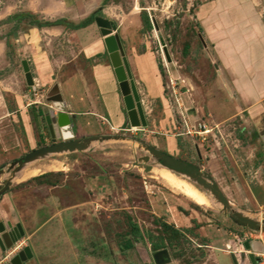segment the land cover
I'll return each mask as SVG.
<instances>
[{
	"label": "rangeland",
	"instance_id": "obj_1",
	"mask_svg": "<svg viewBox=\"0 0 264 264\" xmlns=\"http://www.w3.org/2000/svg\"><path fill=\"white\" fill-rule=\"evenodd\" d=\"M210 1L0 0V79L12 88L21 86L23 95L29 94L25 105L38 95L48 104V87L28 86L23 60H28L35 72L46 53L49 59H56L58 69L63 66L73 72L78 65L90 75V64L78 55L77 34L97 24L77 30L69 25L97 14L95 19L108 18L117 29L121 23L129 25L151 42L165 81L172 124L168 132L132 129L113 133L110 138L98 134L92 147L49 153L21 163L19 160L31 151L52 144V136L45 115L33 117L35 109H30L33 142L18 115L7 136L11 143L7 149L0 136V222L20 224L25 231L8 253L30 247L34 257L28 264H149L155 263L152 254L156 251L149 240L151 234L155 241L166 240V249L177 264H214L209 244L197 230L210 222L196 224V233L188 236L164 231L170 211L190 207L184 203L190 199L171 188L154 170L166 167L151 148L167 153L164 145L169 135L174 136L177 149L171 156L199 169L232 203V210L225 213L218 198L204 185L189 174L172 170L209 196L210 206H199L198 211L213 219L212 224L227 226L231 239L239 244L248 242L258 258L256 264L260 263L264 199L257 200L250 189L262 188L264 193V138L246 116H236L235 97L229 89L228 72L223 69L226 63L217 40L211 37L210 24L199 20L202 6ZM143 15L151 28L142 20ZM162 40L171 61L164 54ZM6 99L12 104L11 97ZM42 110L49 114L47 107ZM200 124L211 130L206 141L188 132L200 130ZM155 202L170 209L166 217L155 215ZM236 211L259 221V227L238 225L232 218ZM133 224L144 232L143 239L133 235ZM171 238L178 240L171 245ZM129 242L134 247L127 249ZM244 249L249 250L245 245Z\"/></svg>",
	"mask_w": 264,
	"mask_h": 264
},
{
	"label": "crops",
	"instance_id": "obj_2",
	"mask_svg": "<svg viewBox=\"0 0 264 264\" xmlns=\"http://www.w3.org/2000/svg\"><path fill=\"white\" fill-rule=\"evenodd\" d=\"M199 14L202 23L210 24L211 37L217 40V49L226 63V68L223 69L228 72L229 89L235 97L233 103L237 109L236 116H246L257 126L256 131H259L257 133L264 138V0H213L203 5ZM117 32L120 34L141 98L147 126L141 128L131 126L120 84L104 42L105 37L101 29L93 24L81 29L77 34L78 55L83 56L90 64V75L78 65L74 66L73 72L63 66L58 69L56 59L53 61L49 59L48 54L41 52L46 58L41 59L36 73L32 74L37 86L48 87L46 94L48 104L38 95L35 101L25 105L29 94L23 95L21 86L12 88L5 80L0 79V136L3 148L7 149L11 144L7 136L12 133L11 126L13 121L17 123L18 115L22 118L27 135L33 142L35 141L30 109H35L33 117L40 118L38 115L44 114L45 119L51 111H54L56 116L61 111L67 112L73 124L75 140L85 143V147H92L95 142L93 138L98 134L104 135L101 138H110L114 137L111 135L113 133L128 132L132 129L154 133L156 130L168 132L167 128L172 125L167 109L169 101L158 56L153 51L151 42L142 39L139 30L134 32L129 25L124 27L121 23ZM2 55L1 44L0 59ZM46 60L47 63L44 64ZM7 96L13 100L10 105L7 103ZM158 105L161 106L159 112ZM162 106L165 108L162 109ZM45 107L48 109V115L42 110ZM164 147L169 154H175L177 149L174 136H167ZM262 170L264 172V168ZM250 190L257 200L264 199L262 188L251 187ZM184 203L190 207L184 208L185 211L179 209L177 213L176 211L172 213L165 203L155 202L154 213L166 217L170 211L169 219L165 222L176 226L187 236L199 230L209 244L207 248L211 249L214 264H235L233 256L237 258L239 264H253L249 257L252 246L250 248L245 246L249 249L245 250L244 245L247 242L242 245L231 239L232 231L227 226L212 224L214 220L198 211L199 206L190 200L186 199ZM229 203L226 207L220 202L225 213L232 210L231 201ZM245 217L259 225V221L248 215ZM204 221L210 223L195 230V225H200ZM258 250L264 253V246ZM8 256L10 253L3 255L0 247V264H5ZM173 264H177L174 259Z\"/></svg>",
	"mask_w": 264,
	"mask_h": 264
},
{
	"label": "water",
	"instance_id": "obj_3",
	"mask_svg": "<svg viewBox=\"0 0 264 264\" xmlns=\"http://www.w3.org/2000/svg\"><path fill=\"white\" fill-rule=\"evenodd\" d=\"M95 22L97 26L101 29V33L105 37V45L109 53L110 61L115 69V73L120 84V89L124 97V102L126 105L129 122L132 127L141 128L147 126V119L144 112L143 105L141 103L140 95L138 93L133 74L125 54V50L122 44L120 34L117 32V26L115 23L105 17H96ZM164 54L167 59L171 61L169 51L165 46L164 41ZM22 66L24 69L25 77L29 86H34L35 81L31 71V67L28 60H23ZM61 104V102H55ZM48 122V127L53 139V144L46 145L40 148H37L26 156L22 157L19 161L21 163H26L32 160L37 159L38 157L44 156L49 153L62 152V151H76L82 150L85 148V143L75 140V132L73 124L69 114L65 111H61L55 115L54 111L50 112V115L46 117ZM58 139H61V142H58ZM151 151L157 154L162 160L163 165L170 170L178 171L183 174H189L192 178L197 180L200 184L204 185L205 188L210 190L214 196L218 198V201L221 202L226 207L229 206V200L215 182H209L201 175L199 169H195L193 173H184L185 164L180 160L170 156L158 149L151 148ZM153 166H149V170H152ZM2 171H0V174ZM239 225L249 228H258V224L250 221L243 215L236 213L235 217H232ZM25 236V231L22 226L18 224L14 226L11 222L8 225L0 223V247L2 254H6L11 250L15 244H17ZM246 247L250 248V244L247 242ZM26 255L28 257H26ZM153 260L155 264H173V259L170 252L167 249H161L154 251ZM7 262L5 264H22V262H27L33 259L34 254L30 247H25L19 252L16 256H8ZM22 258V262H18V258ZM252 259V263L256 264L254 261V254L249 256ZM235 264H239L237 258L233 256Z\"/></svg>",
	"mask_w": 264,
	"mask_h": 264
},
{
	"label": "bare ground",
	"instance_id": "obj_4",
	"mask_svg": "<svg viewBox=\"0 0 264 264\" xmlns=\"http://www.w3.org/2000/svg\"><path fill=\"white\" fill-rule=\"evenodd\" d=\"M154 170L160 179L167 183L171 188L181 192L194 204L203 207L210 206L211 200L209 196L196 187L193 183L189 182L170 169L161 167Z\"/></svg>",
	"mask_w": 264,
	"mask_h": 264
},
{
	"label": "trees",
	"instance_id": "obj_5",
	"mask_svg": "<svg viewBox=\"0 0 264 264\" xmlns=\"http://www.w3.org/2000/svg\"><path fill=\"white\" fill-rule=\"evenodd\" d=\"M96 15L97 14H93L87 20H85L84 22H82V23H80L78 25L70 24L69 26L72 29H75V30L84 28L87 25L92 24V23L95 22V16ZM142 20L144 21L145 24H147V26L149 25V28L152 27L148 18H146V21H145L144 15L142 17ZM34 179H38V177H36ZM163 228H164L165 232H172V234H174V235L182 236L181 235L182 232L179 229H177L174 225H171V224H168V223L164 222L163 223ZM132 233H133V235L136 238L143 239L145 237L144 232L140 229V227L137 224H133ZM149 240L151 242V245H152L153 249L156 250V251L161 250V249H166L168 247V245L166 244V240H164L163 238H158V241H155V237L153 235L149 234ZM176 240H178V239H174V238L172 239L171 238L169 240V244H171V245L174 244V241H176ZM133 247H134V244L132 242H129L127 244V249L133 248Z\"/></svg>",
	"mask_w": 264,
	"mask_h": 264
},
{
	"label": "flooded vegetation",
	"instance_id": "obj_6",
	"mask_svg": "<svg viewBox=\"0 0 264 264\" xmlns=\"http://www.w3.org/2000/svg\"><path fill=\"white\" fill-rule=\"evenodd\" d=\"M53 139H52V144H53ZM166 154H168V155H170L171 156V154H169L168 152L166 153ZM182 163H184L185 164V168H184V173H192V172H194V170L196 169V167L195 166H193L191 163H187V162H185V161H181ZM25 248V247H24ZM23 248H21V250H22ZM21 250H19L18 252H16V253H14V252H10V255L11 256H16V255H18L19 254V252H21ZM7 255V254H6ZM26 257H28L27 255H26ZM254 259V261H257V257H254L253 258ZM18 262H22V258L20 257V258H18ZM28 262L29 261H27V262H22V264H28Z\"/></svg>",
	"mask_w": 264,
	"mask_h": 264
},
{
	"label": "built area",
	"instance_id": "obj_7",
	"mask_svg": "<svg viewBox=\"0 0 264 264\" xmlns=\"http://www.w3.org/2000/svg\"><path fill=\"white\" fill-rule=\"evenodd\" d=\"M199 127H200V130H189L188 132H189V133H193V132H194V133H196L197 135L202 136V139H203L204 141H206V140H207L206 135H208V134L210 133L211 130L207 129L206 126H203V125H201V124H200ZM259 261H260L259 264H264V253L261 254V256H260V258H259Z\"/></svg>",
	"mask_w": 264,
	"mask_h": 264
}]
</instances>
